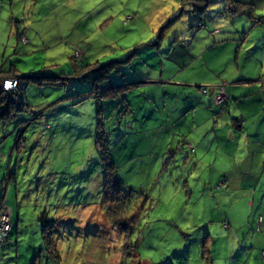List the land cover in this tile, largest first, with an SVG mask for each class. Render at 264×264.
I'll return each mask as SVG.
<instances>
[{"label":"rangeland","instance_id":"rangeland-1","mask_svg":"<svg viewBox=\"0 0 264 264\" xmlns=\"http://www.w3.org/2000/svg\"><path fill=\"white\" fill-rule=\"evenodd\" d=\"M174 6L176 13L153 33L135 30L137 8L147 18L151 11L150 18L155 19L156 11L160 14ZM181 7L180 0H0L3 69L13 64L22 73L60 76L49 82L28 81L17 92L8 93L13 110L0 120V144L14 148L22 135L13 163L20 172L18 200L11 203L14 220L20 212L24 223L20 220L17 245L13 238L1 247L3 264H207L205 247L211 250L214 264H264L260 255L264 250V202L258 198L262 193L253 190L254 203L247 205L250 194L228 196L227 187L207 185V175L202 173L208 172L209 164L229 163L213 147L199 151L202 156L195 159L188 144L180 143L162 154L160 143L146 156L147 138L132 135L138 121L135 89L127 92L125 103L132 104L127 112L113 109L110 99L100 102L104 109L99 126L97 101L87 96L94 86L92 73L77 74L72 62L70 45H78L74 47L84 51L88 64L127 58L119 67L126 76L134 77L135 57H128L132 46L157 38L162 26L164 35L176 31L186 18L183 14L175 19ZM258 11L264 13V5ZM23 13L28 14L23 29V36L29 39L26 44L18 40L8 22L12 15ZM128 14L132 18L122 25ZM115 72L110 73L109 81L121 80L113 78ZM220 87L224 88L222 82L208 95V101L222 117L223 112L213 104ZM106 88L100 87L98 94ZM0 98L2 112L6 97L1 94ZM259 114L245 118L249 119L245 126ZM139 138L142 142L136 144ZM106 139L116 177L125 190L132 189L125 209L121 201L102 202L104 171L99 147ZM135 151L140 152L139 160H135ZM154 160L158 161L156 169L148 168ZM261 173L264 184V171ZM228 197L235 198L232 207L227 206ZM224 214L231 215L228 229L222 226ZM258 215L261 230L254 233ZM116 218L125 229L113 221ZM50 221L46 238L55 246L56 257L47 254L42 237V228Z\"/></svg>","mask_w":264,"mask_h":264},{"label":"crops","instance_id":"crops-1","mask_svg":"<svg viewBox=\"0 0 264 264\" xmlns=\"http://www.w3.org/2000/svg\"><path fill=\"white\" fill-rule=\"evenodd\" d=\"M237 1L250 5L253 16L245 9L240 12L231 10L227 0H210L202 15L194 13L188 1L182 4L175 19L183 17V14L186 18L176 31L170 30L164 35L162 26L156 32L157 38L132 46L130 53L135 57V76H126L121 68L123 74L116 71L113 78L137 82L129 90L135 89V117L138 120L132 135L147 138L146 156H150L148 152L160 143L162 154L180 143L188 144L192 146L190 149L195 159L202 156L199 151H211L213 147L223 159L228 158L229 163L224 165L225 162L220 160L222 166H215L211 162L208 172L202 173L207 175V185L215 184L219 188L218 182L228 178V196L250 194L246 200L248 205L254 203L253 197L251 200L253 190L262 193L258 198L259 202H264V184L260 177L261 170L264 171V13L258 11L264 0ZM176 11L177 6L160 14L156 11L157 17L151 19V11L147 18L146 13L137 8L135 30L153 33ZM95 63L97 61L90 62L92 65ZM5 66L0 63V69ZM221 82L229 94L222 117L208 101V95ZM124 96L126 99L127 92ZM115 101L112 100L110 105ZM129 107L131 109L132 104ZM257 112H260L258 118L251 120L246 127L245 120L249 119L245 118ZM239 116L242 117L241 122L235 120ZM140 142L139 138L136 144ZM3 144H0V207L5 203L10 206L14 231L18 235L16 223H21L20 220L24 223V219L17 212L14 220L11 201L18 200L20 172L15 167L17 164L13 165L16 149H10L9 143ZM139 154L135 151V160H139ZM157 162L154 160L147 167L156 169ZM13 169L15 176L9 173ZM252 196L254 199L257 197ZM234 203L235 198L228 197L227 206L232 207ZM223 217L229 226L231 215L224 214ZM17 243L14 242L15 245ZM208 250L207 264H214L209 247ZM5 251L11 252L8 248ZM3 259L0 256V264H3Z\"/></svg>","mask_w":264,"mask_h":264},{"label":"trees","instance_id":"trees-1","mask_svg":"<svg viewBox=\"0 0 264 264\" xmlns=\"http://www.w3.org/2000/svg\"><path fill=\"white\" fill-rule=\"evenodd\" d=\"M180 1L182 4L187 3V1H188L191 4V10L198 15H202L205 12L207 6L209 5L210 0H180ZM227 6L235 12H240V11L245 9L249 15L253 16L252 7L246 3H241V2H238L237 0H227ZM27 16H28L27 13L26 14L23 13L19 17H15L14 15H12L8 19V22H10L11 26L13 25V27L16 31V36L18 37V40H19V35H23V33H25V32H23V29L25 28L24 21L26 20ZM131 18H132L131 14L126 15L124 17V19L122 20V25L126 24V22L128 20H130ZM200 24H202V23L199 22L198 25L200 26ZM162 28H164V27H162ZM28 41H29V39L26 38V42L23 44L28 43ZM70 46L73 50V53L71 55L72 62L74 64V66L76 68H78L76 73L79 75L85 74V72H88V71H90L92 73V85H94V86L92 87V89H90V92L87 94V96H93L97 101V109H96L97 124L99 126H101V124H102L101 119L103 118L102 115H103V109H104V106L100 103V100H102V99H104V100L110 99L111 101L116 100L114 102V104L111 105L112 108L116 109L117 111H120V109H121L122 110L121 113L127 112L128 108H130V107H129L128 103H125L126 99H125L124 94L126 92H128L130 89H132L133 87H135L137 82L127 81V80L109 81L110 73L112 71H117L121 75L123 74L121 68L119 67V64L121 62L125 61L127 58L124 60H121V61L117 60V59H112V60L104 63L103 65H101L99 63L98 64L95 63L92 65L90 63L89 64L85 63V61H84L85 60L84 59L85 53L83 50H82L83 56H82L81 60H78L74 56L75 47H79L78 45H70ZM131 54L132 53H129L128 57ZM60 74H62V73H60ZM62 75H65V74H62ZM70 75L71 74H67L66 78L70 77ZM9 77L18 78L21 81V84H23V83H28V81H35V82H41L42 80L52 81V78L54 79V78L58 77V75H54V74H47V75L46 74H40L39 75V74L34 73L32 71L22 73V72H19L17 70V68L12 64V65H9V67L7 69H4V70L0 69V81H2L5 78H9ZM103 85L105 87L107 86V88H106L107 90H105L103 92L99 90L101 94H98V89L100 87L103 88ZM8 93L9 92H6V94H5L6 99H4V103H2V106L4 109L2 112H0V120H4L7 113L9 111L13 110L12 109L13 106L11 104L10 98L8 97L9 96ZM92 93H94V94H92ZM228 101H229V99L227 100V102L223 106H219L216 104V106L219 107L220 112H223V113L226 112V107H227ZM21 103H23V102H21ZM213 104L215 105L214 102H213ZM240 119L242 120L241 116L238 118H235V120L237 122H240ZM102 131H103L104 135H106L105 131L104 130H102ZM21 136L17 137V139H16V145L14 146V149H16V152H18V150H19L20 141L22 140ZM105 138H106V136H105ZM99 149H100L99 159H100V162L103 166V171H104V181H103L104 195H103V201L102 202L104 203V201H106V202L111 201V203H115V202L117 203V202L121 201V202H124V209H125L127 202L130 201V197L132 195L131 194L132 189H130L128 191L125 190L121 180L116 177V164L113 160V156L111 154V150H110L109 143H108L107 139L104 141L103 144L101 143ZM9 173L11 175L13 174L15 176V170L14 169H13V171H10ZM226 179L227 178H224L223 180H226ZM220 182H222V180ZM220 182H218V184H217L219 188L224 187V186L227 187L228 180L226 181V183L222 184L221 186L219 185ZM14 183H16V179L14 180ZM113 188H116V190H113ZM115 193H117V194H115ZM144 202H145V199H144ZM106 209H107V211L111 210V208H108V206L106 207ZM11 218H12V216L10 214L11 227L7 232L6 240L0 246V249L6 242L12 241V234L15 236L14 242L15 241L18 242V235H17L16 231H14L15 226L12 223ZM261 219H262L261 215H258L256 218V221L254 223L255 224L254 233L261 230V227H260V220ZM113 221H115L117 224H119L121 229H125L123 222H119L117 218L114 219ZM136 221H137V219L135 220V223H136ZM16 224L18 225V229H19V223H16ZM225 224H226V227H224ZM51 226H52V221L44 224V226L42 228V237H43V241L45 242V245H46L47 254L51 257H56L57 254H56L55 246L50 245V241H49L50 238H46V233H48L49 231H46L45 229H47ZM222 226L225 229H228L229 226H228L226 220H222ZM14 236H13V238H14ZM204 253H206L207 255L209 254L208 247H205ZM204 253H203V255H204ZM262 253H264V250H262L260 252L261 257L264 258V255H262ZM204 257H208V256H204ZM208 261H209V258H208ZM32 264H34V263H32Z\"/></svg>","mask_w":264,"mask_h":264},{"label":"built area","instance_id":"built-area-1","mask_svg":"<svg viewBox=\"0 0 264 264\" xmlns=\"http://www.w3.org/2000/svg\"><path fill=\"white\" fill-rule=\"evenodd\" d=\"M200 26H202V24H200ZM19 38L22 43L26 42L25 36L22 35ZM74 51H75L74 56L78 60H81L83 56L82 50L80 51L78 48H75ZM21 85H22L21 81L18 78L9 77V78L3 79L2 81H0V97H1V94H3V96L5 97L6 92H17L19 88H21ZM1 99L2 98H0V101ZM228 99H229V95L226 92L225 88L223 87H220L218 91L215 93V96L213 97L214 103L219 106H223L227 102ZM226 181L227 180H222V182H220L219 185L221 186L222 184L226 183ZM10 214H11L10 206L6 204L4 205L2 204L0 207V228H1L0 229V246L6 240L7 232L11 227ZM224 227H226V224L224 225ZM262 255H264V253H262Z\"/></svg>","mask_w":264,"mask_h":264}]
</instances>
